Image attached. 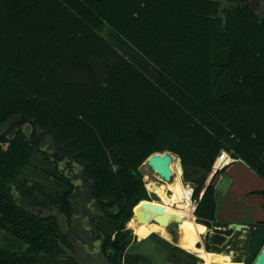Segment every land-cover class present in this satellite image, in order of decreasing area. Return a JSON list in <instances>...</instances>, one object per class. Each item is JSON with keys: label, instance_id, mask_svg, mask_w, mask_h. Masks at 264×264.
I'll return each mask as SVG.
<instances>
[{"label": "trees", "instance_id": "1", "mask_svg": "<svg viewBox=\"0 0 264 264\" xmlns=\"http://www.w3.org/2000/svg\"><path fill=\"white\" fill-rule=\"evenodd\" d=\"M223 1L232 5L0 0V127L24 115L86 161L100 252L115 264L143 258L111 241L132 242L124 221L148 198L136 169L150 154L178 156L190 175L195 221L207 228L203 239L215 252L234 231L215 227L218 153L230 151L264 180V16L246 2ZM33 145L51 163L19 126L0 140V231L7 242L0 243V264H78L56 215L36 213L13 195L57 208L70 224L75 185L68 175L48 171L65 186L55 193L21 176ZM255 192L264 195V188ZM107 200L112 204H100ZM257 225L264 220L250 227ZM150 235L180 264V248ZM15 240L24 248L14 250Z\"/></svg>", "mask_w": 264, "mask_h": 264}, {"label": "rangeland", "instance_id": "2", "mask_svg": "<svg viewBox=\"0 0 264 264\" xmlns=\"http://www.w3.org/2000/svg\"><path fill=\"white\" fill-rule=\"evenodd\" d=\"M228 4L229 3H226L225 1L221 0V7H224ZM229 5H232V4H229ZM256 11L260 16H262V15L264 16V13L262 11H259V9H256ZM101 33L105 37L108 38L110 36L111 30L108 26L104 25L103 28L101 29ZM25 128H26L25 131L28 132V130H29L28 127H25ZM3 145H5V144H3ZM41 147L47 149V151L50 155V158H51L50 159L51 163H49L47 161V159L44 157V154H42V152H40L39 148L36 145H33V151H32L31 157L29 158L28 163L23 168L21 176L27 177L30 182L36 181L37 183L41 184V188L43 189L44 192L55 193L56 191H61L65 186L62 182L63 181L62 179H60L56 175L55 176L49 175L48 171H52L53 168L55 169V167H56V169H57V171H59V173L64 174V175H68L72 179L74 184L76 185V188H75L73 196H72V199L74 201V206H75L74 215L77 218L76 221L78 223H80L81 227L88 230L87 221L84 217L80 216L81 212L79 211V203H80V200H81V198L84 195L85 190H86V187H84L80 181V177H79L80 166L77 165L76 163H69V162L67 163L65 159L55 161L52 158L53 151H54L52 140L48 136H45L41 140L40 148ZM171 168H172V177H171L172 179L170 181L176 179L179 175L180 180L184 185H188L189 187H192L191 184L189 183L190 175H187L188 173L185 174L184 167L182 166L180 161H179V165L175 166V172L173 171L174 167L172 166ZM136 171L141 176L144 189L147 193V197H148L147 199L151 200L154 203L155 208L173 210V211L179 213L180 215H181V213H185L184 209L177 206L176 204H174L173 201H171V196H172L173 191L169 187L165 186L161 190L156 191L154 189H150L149 186L146 185V183L149 180L166 185V182L163 181L157 175V173L154 172L149 167L146 159H144L139 164ZM176 171L179 174H177ZM219 172L222 173V176H221L219 183L217 184V187L219 190V193L217 195V201L220 203L221 206H224L227 208V206H229V204H227L229 201L227 203H222V201H223L224 197L227 200V197H228L227 189H228V185H229V182H228L229 180H228L227 176L225 175V172H223L221 170ZM255 174L257 175L256 172H255ZM257 176H259V175H257ZM259 178H261V177H259ZM13 195H14V197H16V199L19 202H21V204H23L25 207H27L28 209H30L36 213L43 214V215L52 213V214H56L57 216L60 217V213L58 212V210L55 207L38 208L35 206H30L28 201L23 199V198H19L15 191H13ZM141 200H143V199H141ZM189 200H190V205H191L193 203V200H191V195H190ZM239 202H240V200H239ZM133 207H132V214L124 221V228H126L127 230L130 231V235L133 237L132 241H135V240H138L141 238L138 237V235L134 231V228L132 227V225H130L132 219H135L133 217ZM261 209L264 210V207L262 204H261ZM193 219H195L194 216H193ZM186 221L187 220L184 219V222H186ZM215 221L217 223L219 222L216 220V218H215ZM59 222L62 223L61 219H59ZM193 222H194V220H193ZM147 224L151 227V229L147 232L148 235H150L151 233H156L159 236L163 235V236H165L164 237L165 240L167 242H169L170 245L177 246L178 248H180V250L183 251L182 253H180V251H178L176 253L175 256H178L177 259L174 258L175 256L173 257L174 260L180 264H201L202 263V257H201V252H200L201 249L211 251V252H215L212 250L213 245H212L210 240H207V242H206L208 244L209 248L204 247V245L206 243L202 237H201L200 242H199L200 245L196 246V241H197L196 240L197 239L196 233H195L194 247L191 249H187L186 247H184L182 245L181 237L178 235L179 234L178 229L171 227V226L165 227V228H160L158 225L154 224L152 221L147 223ZM64 226H62L63 227L62 229L66 228ZM196 228L198 231L202 230V229H200V226L198 223H196ZM238 232L239 233L233 232L230 236H228L226 238L224 243L220 246L221 250L219 252L228 253L230 255V259L235 263L244 262L245 264H248L247 263V261H248V253H247L248 233L242 232V230H239ZM3 234L4 233L2 231H0V243L1 244L7 243L5 241V239L2 238ZM95 243H96L95 247H89V248L84 249L85 250L84 253L88 258L93 257V256L98 254V250H99V248H97L98 247V241H96ZM22 246L24 248L25 245H23L22 242H20V241L15 240V242L13 243V249L14 250H19L20 247H22ZM184 252H186L188 254H185ZM198 260H199V263H198ZM228 262H225V263H223V262L222 263L211 262L210 264H212V263L232 264V263H230V261H228ZM97 264H104V263L99 262ZM134 264H150V263L147 259L140 258L138 261L134 262Z\"/></svg>", "mask_w": 264, "mask_h": 264}, {"label": "water", "instance_id": "3", "mask_svg": "<svg viewBox=\"0 0 264 264\" xmlns=\"http://www.w3.org/2000/svg\"><path fill=\"white\" fill-rule=\"evenodd\" d=\"M23 123H27L30 126V141L39 142L44 136H49L51 138L54 149L52 158L55 161L65 159L69 163H76L80 166L79 177L82 184L86 187L85 193L81 200V209L87 217L88 233L76 226H68L62 229L67 241L73 247L78 264H97L99 262H103L104 264H115L103 254H97L88 258L78 243L79 241L80 243L92 246L96 241H100L102 239L99 226L94 220V213L91 208L87 206V202L89 201L92 194L93 184L86 177V161L79 158L76 153L63 147L58 142L55 134L50 131V129H43L37 133V127L33 119L27 118L24 115H20L19 117L11 120L0 132V139L5 137V135L8 134L12 129ZM176 157L177 156H175L172 152L166 150L150 154L146 158V161L149 167L154 172H156L162 180L169 181L172 177V169L170 164ZM100 204L102 206L111 205L112 200L101 201ZM133 216L140 222L149 223L154 221L165 227L171 226L176 229H178L177 224L182 220V216L179 214H174L169 211L155 208L154 203L149 199L140 200L135 204L133 207ZM227 227L237 231L243 229L248 230L247 263L264 264V225L250 227L248 224L230 222L227 224ZM111 245L114 248L122 250V252L126 255H139L143 258H146L150 264H176L169 259V247L151 235H146L145 237L132 241L127 245L120 244L116 239H112Z\"/></svg>", "mask_w": 264, "mask_h": 264}, {"label": "crops", "instance_id": "4", "mask_svg": "<svg viewBox=\"0 0 264 264\" xmlns=\"http://www.w3.org/2000/svg\"><path fill=\"white\" fill-rule=\"evenodd\" d=\"M216 170H218V173L215 175L213 185L216 195L215 218L219 222H216L217 225H215V227L224 228L223 224H228L230 222L250 225L251 223L258 220H264V210L261 209V204L264 207V195L255 192L264 188V180L259 178V176L255 174L254 170L241 159L230 162L229 164L225 165L223 169ZM220 170L225 172V175L229 180L227 189L228 197L227 200L224 197L222 201V203H227L229 201L227 203L229 204L227 208L221 206L217 201V195L219 193L217 184L219 183L222 176V173L219 172ZM193 220V225L197 234V241L200 242V239L201 237L203 238V234L207 228L203 225L204 228L198 231L196 228L197 222L195 219ZM233 232L239 233L237 230H234ZM242 232L248 233L249 231L243 229ZM161 237L164 238L165 236L162 235Z\"/></svg>", "mask_w": 264, "mask_h": 264}, {"label": "bare ground", "instance_id": "5", "mask_svg": "<svg viewBox=\"0 0 264 264\" xmlns=\"http://www.w3.org/2000/svg\"><path fill=\"white\" fill-rule=\"evenodd\" d=\"M177 157L170 164V167H172V166L174 167V170H173L174 172H175V166L179 165V159ZM177 174H179V173L177 172ZM165 182H166V185L149 180L146 183V185H148L150 189H154L156 191L161 190L165 186L169 187L173 191L172 196H171V201H173L174 204H176L177 206H179L185 210V213H181V216H182L181 222H179L177 224L179 236L181 237L182 245L184 247H186L187 249H191V248H193V244L195 241L196 231H195V227L192 223L193 222V216H194L193 215L194 205L193 204L190 205V200H189L190 195H191L190 187L188 185H184L181 182L179 175L176 179H174L172 181H170V180L165 181ZM161 210L169 211V212L174 213V214H179V213H177L173 210H169V209H161ZM184 219H186L187 222H184ZM152 222L154 224L158 225L160 228H165V226H163L161 224H158L154 221H152ZM130 225H132L135 233L140 238L145 237L147 232L151 229V227L146 222H140L136 218L132 219ZM200 252H201V257H202V263L201 264H210L213 261H218V262L230 261V263H232V264H245L244 262H238V263L233 262L230 259V255L227 253H223V252H217L216 253V252H211V251H207L204 249H201Z\"/></svg>", "mask_w": 264, "mask_h": 264}, {"label": "flooded vegetation", "instance_id": "6", "mask_svg": "<svg viewBox=\"0 0 264 264\" xmlns=\"http://www.w3.org/2000/svg\"><path fill=\"white\" fill-rule=\"evenodd\" d=\"M240 2H243V3H248L250 6H252V7H254L255 9H259V11H262L263 13H264V0H239ZM7 125H4V126H1L0 127V132L6 127ZM19 127L23 130V131H25L26 130V128L25 127H27V125L25 124V123H23V124H21V125H19ZM29 130H28V132H26L27 133V135H28V137H29V133H30V127L28 128ZM43 130V129H42ZM12 131H13V129L8 133V134H6L5 135V137H7V136H10L11 135V133H12ZM39 131H41V130H38L37 129V133L39 132ZM45 137V136H44ZM43 137V138H44ZM4 138V137H3ZM42 138V139H43ZM41 139V140H42ZM1 140V139H0ZM41 140L39 141V142H36V143H39L40 144V146H41ZM42 148V147H41ZM42 149H44V150H46L47 151V149L46 148H42ZM48 152V151H47ZM66 162H67V160H66ZM68 163V162H67ZM81 181V180H80ZM81 184H82V182H81ZM75 185V184H74ZM75 188H76V185H75V187H74V190H75ZM73 193H74V191H73ZM72 196H73V194H72ZM83 197V196H82ZM91 198V197H90ZM72 199V198H71ZM81 200H82V198H81ZM81 200H80V203H79V211L81 212L80 213V216L81 217H84L85 219H86V221H87V217H86V215L83 213V211H82V209H81ZM72 203H73V213H72V216H71V220H70V224H68V222H66L65 221V218H64V216H62L61 214H60V217L59 216H57L56 214H54V215H56V220L57 221H59V219H61V222L62 223H60L59 222V224H60V227L61 228H63L62 226H64V227H68V226H76V227H78V228H80V229H82L83 231H85L86 233H88V230H86L85 228H83V227H81V225H80V223H78L77 221H76V216L74 215V209H75V206H74V201H73V199H72ZM87 206L89 207V208H91V210L93 211V213H94V217H95V207H94V203L92 202V200L91 199H89V201L87 202ZM57 209V208H56ZM58 210V209H57ZM59 212V211H58ZM50 214H52V213H50ZM74 222V223H73ZM87 224H88V222H87ZM75 238V237H74ZM69 243V242H68ZM78 243H79V245H80V247H81V249L83 250V252H85V248H89V247H95V245H96V243H94V245H92V246H90V245H87V244H84V243H80L79 241H78ZM70 244V243H69ZM71 245V244H70ZM72 247V246H71ZM73 248V247H72ZM97 248H99V250H98V254H102L101 252H100V247H99V241H98V247ZM71 253L73 254V255H76L75 254V252H74V250L73 251H71ZM104 255V254H103Z\"/></svg>", "mask_w": 264, "mask_h": 264}, {"label": "built area", "instance_id": "7", "mask_svg": "<svg viewBox=\"0 0 264 264\" xmlns=\"http://www.w3.org/2000/svg\"><path fill=\"white\" fill-rule=\"evenodd\" d=\"M240 158L238 157H234L230 151L228 150H225V149H222L218 155L216 156V158L214 159L213 161V164H212V168L213 169H221L222 167H224L225 165L229 164L230 162H233L235 160H239ZM190 190H191V193H192V187H190ZM194 205V208H195V205H196V202L193 201L192 203ZM193 208V210H194Z\"/></svg>", "mask_w": 264, "mask_h": 264}]
</instances>
